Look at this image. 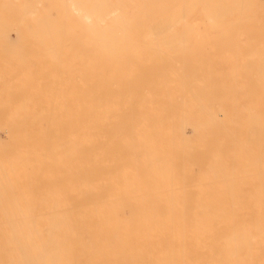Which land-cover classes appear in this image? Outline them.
Segmentation results:
<instances>
[{
	"label": "bare ground",
	"instance_id": "6f19581e",
	"mask_svg": "<svg viewBox=\"0 0 264 264\" xmlns=\"http://www.w3.org/2000/svg\"><path fill=\"white\" fill-rule=\"evenodd\" d=\"M0 264H264V0H0Z\"/></svg>",
	"mask_w": 264,
	"mask_h": 264
}]
</instances>
